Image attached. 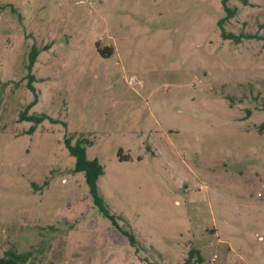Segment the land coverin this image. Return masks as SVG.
<instances>
[{
	"label": "rangeland",
	"instance_id": "obj_1",
	"mask_svg": "<svg viewBox=\"0 0 264 264\" xmlns=\"http://www.w3.org/2000/svg\"><path fill=\"white\" fill-rule=\"evenodd\" d=\"M228 6L237 43L221 0H0V258L264 264V0Z\"/></svg>",
	"mask_w": 264,
	"mask_h": 264
},
{
	"label": "trees",
	"instance_id": "obj_2",
	"mask_svg": "<svg viewBox=\"0 0 264 264\" xmlns=\"http://www.w3.org/2000/svg\"><path fill=\"white\" fill-rule=\"evenodd\" d=\"M229 0H221V6L224 12V16L218 21V27L221 31V36L223 39H231L234 43L239 41V37L235 36L232 33H226L223 29V24L225 21L230 19L234 12L228 6ZM40 53V50L33 49L29 55V69L35 63V60ZM33 78L30 77L29 81ZM32 92L34 93L33 88ZM36 103V96L34 93V100L32 101V105ZM22 121H28L32 123V126L29 129V132H32L35 127L40 124L43 120L47 119L45 114L39 115H29L27 116L25 112L21 114ZM264 127V123L261 124V128ZM72 138H66L64 141L65 147L67 148L69 154L74 158V173H81L83 175L88 194L92 200L94 207L97 211L102 215L104 218L111 221L114 227L123 235L126 240L128 241L129 245L134 246L136 245V239L134 234L132 233L131 229L128 227L126 222L119 216L115 215L110 211L106 203L104 202L103 198L101 197L99 190H98V179L103 174V166L101 163L93 158L88 159L86 157V146L89 142L85 139L77 138L73 144H71ZM118 222H122L125 224L124 227L118 225ZM193 254H197V251L191 250L189 252L188 257L185 259L183 264H189L190 258ZM32 252L28 251L21 254H14L13 252H6L4 257L0 258V264H32L31 262ZM200 260L199 257H197Z\"/></svg>",
	"mask_w": 264,
	"mask_h": 264
},
{
	"label": "built area",
	"instance_id": "obj_3",
	"mask_svg": "<svg viewBox=\"0 0 264 264\" xmlns=\"http://www.w3.org/2000/svg\"><path fill=\"white\" fill-rule=\"evenodd\" d=\"M258 195H260V194H258Z\"/></svg>",
	"mask_w": 264,
	"mask_h": 264
}]
</instances>
